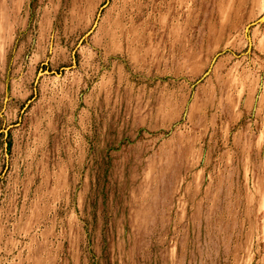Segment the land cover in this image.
I'll list each match as a JSON object with an SVG mask.
<instances>
[{
  "label": "rangeland",
  "instance_id": "374dc122",
  "mask_svg": "<svg viewBox=\"0 0 264 264\" xmlns=\"http://www.w3.org/2000/svg\"><path fill=\"white\" fill-rule=\"evenodd\" d=\"M0 264H264V0H0Z\"/></svg>",
  "mask_w": 264,
  "mask_h": 264
},
{
  "label": "water",
  "instance_id": "95a60500",
  "mask_svg": "<svg viewBox=\"0 0 264 264\" xmlns=\"http://www.w3.org/2000/svg\"><path fill=\"white\" fill-rule=\"evenodd\" d=\"M253 24V23H252ZM250 26V25H249Z\"/></svg>",
  "mask_w": 264,
  "mask_h": 264
}]
</instances>
